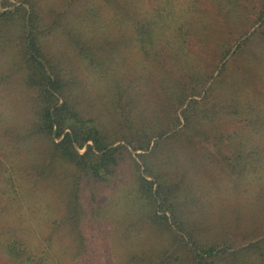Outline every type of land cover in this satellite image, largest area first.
I'll return each instance as SVG.
<instances>
[{
  "label": "trees",
  "instance_id": "obj_1",
  "mask_svg": "<svg viewBox=\"0 0 264 264\" xmlns=\"http://www.w3.org/2000/svg\"><path fill=\"white\" fill-rule=\"evenodd\" d=\"M0 264H264V0H0Z\"/></svg>",
  "mask_w": 264,
  "mask_h": 264
},
{
  "label": "rangeland",
  "instance_id": "obj_2",
  "mask_svg": "<svg viewBox=\"0 0 264 264\" xmlns=\"http://www.w3.org/2000/svg\"><path fill=\"white\" fill-rule=\"evenodd\" d=\"M216 186H218V185H216Z\"/></svg>",
  "mask_w": 264,
  "mask_h": 264
}]
</instances>
